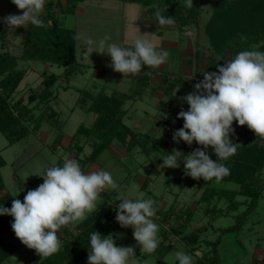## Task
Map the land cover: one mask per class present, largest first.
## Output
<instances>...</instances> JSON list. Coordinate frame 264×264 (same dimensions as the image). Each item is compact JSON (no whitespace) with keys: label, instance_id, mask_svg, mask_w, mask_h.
Here are the masks:
<instances>
[{"label":"rangeland","instance_id":"374dc122","mask_svg":"<svg viewBox=\"0 0 264 264\" xmlns=\"http://www.w3.org/2000/svg\"><path fill=\"white\" fill-rule=\"evenodd\" d=\"M64 1L65 0H59L62 5L65 3ZM53 2H56V0H53ZM160 2L162 5H158ZM227 2L228 0H193V7L188 8L186 6V0H151L150 3L144 5L131 2L130 0H85V2L77 4L78 10L74 12L65 11L59 7L58 3H55L53 5V11L57 13L59 22L66 28L76 30V37L77 35L82 37L76 41L75 56L77 60H82L83 62L88 63L89 66H80L82 67L81 70L79 69L80 71L72 74L68 81L64 82L70 85V89L58 90L60 94L59 97L63 98L64 103H56L57 101L55 99L59 98L57 95L58 93H56V88H54L56 98L51 100L50 106L53 109L56 107V109L61 112L60 120L65 121V124H63L61 129H57V127L53 128L48 121H41L40 129H34V123L31 122L32 125L28 122L27 118L25 119L22 117V121L24 122L23 125L30 129V133L13 144H9L5 134L0 131V155L5 161V165L0 168L4 183V188L0 194L9 192L12 195V201L14 199H19L23 202L24 196L27 194L28 190L36 189L43 183V178L40 175H42L48 167L54 165L62 166L67 157H74L73 151L71 150L70 152L72 153H69V149L67 148L68 141L79 125L90 126L94 118L92 112H86L76 104V97L79 95V92L75 91V88L81 89V91L87 90L95 93L97 90H102L103 85L107 80L112 79L115 82L117 90L132 95L134 91V80H139L140 77L145 78L143 77L145 74H142L136 75L134 78L133 76H130L124 79L123 74L113 71L109 66L111 64V57L107 54L101 55L93 52L91 57L90 55L85 57L84 49L86 46L83 37H91L94 41H99L105 36H110L111 40L108 41V43H116L118 46L133 47L135 39L141 38V35L147 34L144 35L143 38L150 40L158 49L163 48L169 53L167 62L165 63H168L167 69L172 72H181L183 63L189 58L183 56L182 49L186 48V43L189 39L193 40V37H187L185 33L183 34L179 29L170 27V25H164L167 27L160 26L157 20L156 22L151 21L152 9L154 10V16L156 10L159 9L161 14L165 17L173 16L175 21L173 25L184 24V22H186L183 30H190L195 33L198 40L196 48L199 49L197 52L199 60L196 59L194 65L196 67L197 64H200V68H198V71L194 69L189 73L171 74V76L182 77V79L184 78V81L192 82L185 83V87H183L182 90V85L178 82L171 91L167 92L166 89L169 83L161 82L163 84L162 89L165 91V98L168 100L170 96L176 97L175 103L172 105L167 104L166 106V108L169 109L168 113L173 117V123L171 125L168 124L169 122H164L165 127L162 128L161 131H158L153 127V123L142 121L143 112L140 109L134 113V120L131 121L132 118L130 120L126 118L124 119L125 123H131V126L135 129H139L143 134V137L146 135L145 133L148 132L147 135L150 137L152 143V145L150 142L148 144L149 148L152 147L150 149L151 156L145 154V152H137L134 148L126 151V148L123 145L116 143L117 148L121 151L115 150L114 148L113 150L116 151L115 153L117 154H114L112 150V152L109 151V153L111 152L114 156V160L113 163H111L112 165L110 164L108 168L113 172V178L119 187L116 190L108 189L105 191L108 192H106L107 194H109L110 191H114L113 194L116 196L119 193L137 194L138 192H143L145 194L149 192L166 195L170 194L173 195L174 198V195L176 194L178 197L176 202L186 205L184 210H182V215H186V211H192V220L190 225L187 226V230H191L193 227L197 226L199 219L201 218L200 220H202L203 223L210 224L209 231L204 232L201 235L203 238L214 240L220 236L218 252L221 254V257L218 264H253L254 261L258 264H264V189L261 190L257 205L248 215L247 221L243 227L239 231L234 230L221 235L220 229L232 225L235 222V215L244 209V205H241L235 211L218 213L215 216L216 218L214 217L215 219H212L209 216L202 214V206L198 205L196 207L197 202L195 200L204 187L209 186L221 189H236L238 188V184L222 180L219 182H216L215 180L206 182L203 178L195 180L190 176L185 175L183 160L179 162L180 167L175 169L163 168L161 166L163 164L162 159H160L162 162L159 161L160 164H158L159 162L155 164L157 167L149 163L152 158V160H157L162 155H165V153L171 154L173 149L181 151L186 156L191 154L197 148H201V146L196 144L195 141L191 146L186 143L183 145L182 141L175 143L173 141V135H171L175 130H179L183 127L184 121L177 117L182 108L185 111L189 108V105L184 102L182 98L188 93L194 91V77H203V72L205 71L216 72L217 65L222 66L226 60L234 58L240 51L253 50V46H256V50L264 52V29L260 27L261 25L264 27V23L258 24L254 20H251L250 25L247 26L252 31L254 30L253 32H250L249 29L242 31L244 23L239 25L241 27L238 26V32L236 34H239V38H233L228 47L225 48L223 54L217 52L212 46L207 35L206 22L210 18L214 9L224 8ZM81 12L83 13L81 14ZM20 13L21 10H19L11 0H0L1 51L7 50L15 55L21 54L23 50L22 39L20 36H14V32L23 34L26 28H16L15 31H10L2 19L9 14L20 15ZM40 19L43 20L41 17ZM255 28L258 32H255ZM3 29L5 30L4 34ZM157 32H161L162 37L159 36ZM166 39L176 41L178 46L169 48L162 46V40ZM34 61L35 60L31 59L30 61H18L19 67L26 68L28 72L16 88L13 98L22 96L24 102H26L30 91H32L31 89H40L42 87V79L40 80L37 76L39 70L41 72L45 71L46 73L56 74H60L63 70V67H59L52 63L46 68V63L40 60H36L37 62ZM210 64L212 69L210 68ZM148 69L147 66H143L142 72L145 73ZM99 73H103V76H100ZM152 75L153 76H151L150 80L146 83L152 84L157 78V74L154 71ZM167 76L170 77V74ZM57 83L61 84L63 82L60 80L57 81ZM146 96L150 97L151 103L148 108L151 109V114H157L158 109L156 108V105H158L159 100L156 97H152L150 94H147ZM32 104H35V102ZM55 104L57 106H55ZM72 107H75L74 111H71ZM42 111L45 112L44 105L39 106L38 109L34 110L35 113L31 115L33 116V121L34 119H37ZM46 114L47 112L45 115ZM154 120L158 121L157 125H162L161 118ZM138 122L141 123L140 127L135 126ZM163 139H166V142H169V144L162 145L163 143L161 141H163ZM92 148L93 147L89 143L85 144L80 156L81 158L78 162L85 174L90 171H106L102 159L100 160L98 158L96 161L91 162L92 164L89 163L88 165H84L82 162L85 155H88ZM109 149H111V147H109ZM207 153L215 162L216 154L208 149ZM121 165L123 166L121 167ZM83 166H85L84 169ZM182 173V178L173 182L170 180L174 175ZM261 175L262 179H264V169L261 170ZM146 177H148L147 179L150 178L154 181L153 184H150L148 182L149 180H145V182H148L146 184V186L149 187L147 190H145V188L141 189L140 186V183H142ZM121 181L124 182L122 185H119ZM132 185L136 186L135 189L132 188ZM170 190L172 192H170ZM237 198L243 200L245 197L238 196ZM102 202L104 203V199L102 201L101 197V202L98 203L97 209ZM217 206L221 208L225 207L224 199L220 200ZM2 216L4 215H0V218ZM8 218L10 228L2 232L0 237L12 241L15 250L0 264H26L27 262L24 259L28 257L30 264H36L35 260L38 259L39 255H37L35 250L27 248L18 238H16L11 227L13 217L8 216ZM153 220L159 225L157 217H153ZM213 230H216V232H213ZM68 232L70 234H67ZM68 232L64 234V230L60 229L57 233L59 239L63 242V245H65L66 242H71L73 240V235L79 233L80 230L77 228L75 230L69 229ZM113 233L114 234L112 235L114 236L116 246H132L135 248L134 245L137 242L133 237V230L130 233L121 232L119 230ZM171 243L172 242H169L168 244L171 245ZM71 244H73V242ZM203 249H210V246L203 242L202 250ZM158 251L159 253H162L160 250ZM177 251H184L188 254L185 247L180 245V243H177L176 246L171 247L168 252H163V258L161 257V259L158 258V253L155 252L147 255L143 260L138 261L139 264H179V261L175 257ZM88 253L89 252H87L85 255L86 257L84 256V258L77 264H88ZM142 255L143 253L141 252L136 253L137 257H142Z\"/></svg>","mask_w":264,"mask_h":264},{"label":"clouds","instance_id":"9594fccd","mask_svg":"<svg viewBox=\"0 0 264 264\" xmlns=\"http://www.w3.org/2000/svg\"><path fill=\"white\" fill-rule=\"evenodd\" d=\"M22 14H9L3 22L10 31L28 28L29 25L48 28L41 19L46 0H11ZM188 8L193 0H186ZM160 26L173 25V16L165 17L159 9L155 12ZM147 35V34H144ZM137 38L133 47L108 43L110 36L99 41L83 37L84 55L93 52L111 57L109 65L113 71L123 74L124 79L138 75L143 66L159 68L167 62L169 53L158 49L150 40ZM77 35L76 39H81ZM182 100L189 105L187 111L181 109L178 119L184 121L183 127L173 133V141L185 142L189 146L195 141L197 148L189 155L173 149L165 153L163 168H179L183 160L184 173L195 180L221 181L230 175V169L219 161L235 155L240 144L230 139L235 132L233 122L247 126L255 135L264 140V52L256 50L240 51L220 66L216 72H203V79L194 85V91ZM211 147L217 161L207 153ZM43 183L36 189L28 190L23 202L12 201L11 208L0 206V215L13 217L12 230L27 248L35 250L41 257H49L62 247L58 231L71 226L75 230L78 223L95 211L101 202V193L118 189L111 173L105 170L90 171L85 174L74 159H65L62 166L48 167L42 175ZM135 185L132 188L135 189ZM120 203L116 208V221L123 228L131 227L133 237L141 253L152 254L160 243L159 225L154 222L157 207L151 198H144L143 192L137 198L119 193ZM88 264H139L132 246H116L112 234L102 237L98 231L90 234ZM179 264H193V257L184 251L175 253Z\"/></svg>","mask_w":264,"mask_h":264},{"label":"trees","instance_id":"16d2710c","mask_svg":"<svg viewBox=\"0 0 264 264\" xmlns=\"http://www.w3.org/2000/svg\"><path fill=\"white\" fill-rule=\"evenodd\" d=\"M83 0H65L62 5L59 0H46L45 7L41 18L47 24L51 22V27H37L29 25L23 34L14 32V36H21L23 50L20 55H15L7 50H0V131L5 134L9 144H13L19 139L30 133V129L23 125V118H27L28 122H33V128H39L43 121L45 113L51 108L50 102L56 98L54 88H57V81L67 82L69 77L80 69V64L75 58V40L76 35L74 29L66 28L59 22L57 13L53 11V5L59 4L61 9L74 12L79 2ZM131 2L148 4L151 0H130ZM165 1V0H159ZM162 3H158V5ZM154 10L151 11V21L156 22ZM167 16V15H166ZM254 20L258 24L264 23V0H228L224 8L214 9L210 18L206 22V30L210 43L220 54L224 53L225 48L231 43L233 38H239L237 28L242 25V31L248 30L250 21ZM188 22V21H187ZM184 24H178V27L183 29ZM241 27V26H239ZM262 29V25L260 26ZM3 29V34H4ZM250 32H253L249 29ZM255 32H258L255 28ZM254 32V33H255ZM40 60L44 63L49 62L59 67H63L60 74L42 72V87L40 89H31L28 99L24 102L22 96L13 98L16 88L27 73L26 68L19 67L18 61ZM211 68V64H210ZM212 69V68H211ZM140 77L139 80L146 81L147 77ZM168 82L166 91H171L178 83L177 80L164 78L163 83ZM63 89H67V83L62 85ZM184 87L182 84L181 90ZM79 97L77 104L86 111L95 114L94 120L90 126L79 125L73 133L67 148L72 150L75 155V160L79 162V156L82 153L83 147L87 142H90L93 147L91 152L84 157L83 163L94 162L99 154L114 141H118L125 148H130L134 140V134L129 126L123 120V110L121 105L128 98V94L113 91L107 95L103 92L93 94L90 91L78 89ZM168 104L172 105L176 102L175 96H170L167 100ZM35 102V104H32ZM45 106V112L42 111L37 119L33 121L35 109L39 106ZM19 113V114H17ZM31 119V120H29ZM54 120V119H51ZM232 127L235 132L230 134V139L241 146H238L235 155L227 160L219 161L230 169V175L225 176L222 181L234 182L238 184L236 189H221L215 187H204L200 193L198 201H205L207 206L205 211L211 217H215L218 213H224L237 210L241 205L244 209L235 215V222L227 227L220 229V234L239 231L245 222L248 215L254 210L257 205V200L264 189V179H262L261 170L264 169V140L257 137L255 133L248 129L247 126H239L237 122H233ZM128 138V139H127ZM196 143V142H195ZM208 150L213 151L211 147ZM214 152V151H213ZM218 160V157H217ZM5 165L4 159L0 155V168ZM4 188L2 175L0 172V192ZM244 196L243 200L237 198ZM224 199L225 208L217 207V203ZM214 200V202H212ZM212 202V203H211ZM12 195L9 192L0 194V206L11 208ZM118 204L104 203L98 211L93 212L90 216L84 219L76 226L79 233L73 235L71 242H66L61 249L49 256L39 257L35 260L36 264H76L84 258L87 252L90 251V234L93 231H98L102 237L119 230L121 232L130 233L131 227L123 228L116 221V208ZM170 210L162 211L159 214L162 218L170 215ZM189 212V213H188ZM192 211H186L184 221L176 227L171 226L173 233L182 234V239L187 247L188 254L193 257V264H218L220 255L218 252V244L220 236L214 240H206L200 237V233L206 229L204 225H198L191 231H185L191 221ZM181 213L176 215L177 220L181 219ZM185 222V223H184ZM10 228L8 216L0 218V234ZM64 234L68 232V226L62 227ZM75 228V229H76ZM73 230V229H72ZM70 232V231H69ZM67 234H70V233ZM159 235V234H158ZM164 238L168 237L163 230L161 232ZM73 242V244H71ZM205 242L210 246V249H203L201 255H195L194 251L202 246ZM136 247L138 245L136 244ZM15 247L12 241L5 240L0 237V263L9 257ZM160 250L162 253H159ZM169 246L160 241L155 252L158 253V258L163 256V252H168ZM154 252V253H155ZM148 253H144L138 260H143ZM30 264L28 258L24 259ZM253 264H258L254 261Z\"/></svg>","mask_w":264,"mask_h":264},{"label":"crops","instance_id":"0c3cea01","mask_svg":"<svg viewBox=\"0 0 264 264\" xmlns=\"http://www.w3.org/2000/svg\"><path fill=\"white\" fill-rule=\"evenodd\" d=\"M83 2H85V0H83L82 2H79V3H83ZM78 10V6H76V9H75V11H77ZM76 13V12H75ZM83 12H81V14H82ZM20 14H22V11H21V13ZM163 27H167V26H163ZM170 27H173V28H177V29H179L180 30V28L178 27V25H170ZM75 31V35H76V30H74ZM183 34L185 33V35L187 36V37H193V40H191V39H189V41L186 43V48H184V49H182V51H183V56H185V57H189L188 58V60L186 61V62H184L183 63V66L181 67L182 69H181V72H172V71H169L168 69H167V64H163V65H161L159 68H149L148 70H152V71H154L157 75H156V81L154 80V82L152 83V84H150V83H146L148 80L146 79V81H144V80H134V84H133V86H134V91H133V93H132V95H130V94H128L127 92H123V91H120V90H117V88L115 87V82L112 80V79H109V80H107V82L103 85V88H102V90L100 89V90H97L95 93H93V94H96V93H98V92H103L104 94H107V95H109V94H111L113 91H117V92H120V93H125V94H128L129 96H128V98H126L125 99V101L123 102V104L121 105V109L123 110V117H122V120H123V122L125 123V121H124V119L126 118V119H128V120H130L131 118V121L132 120H134L133 118V116H134V113L137 111V110H141L143 113H142V121L144 122V121H148L149 123H153V127L155 128V129H157L158 131H161V129L162 128H164L165 127V125H164V122H169L168 124L169 125H171L172 123H173V117H172V115L170 114V113H168V108H166V106H167V104H168V102H166L167 101V98H165V91H163V84L161 83V82H163V80H164V78L167 76V75H171V74H183V73H189V72H191V70L193 71L194 69L195 70H199L198 68H200V64H197V66L195 67V60L197 59V60H199V55H198V51H199V49L198 48H196V46H197V44H198V40H197V36L195 35V33L193 32V31H185V30H183V29H181L180 30ZM157 34L159 35V36H161V32H157ZM21 37V36H20ZM162 37V36H161ZM76 41H77V39L75 40V47H76ZM162 44V46H164V47H177L178 46V43L176 42V41H170V40H162V42H161ZM191 44H192V46H194V47H192L191 46ZM191 46V47H190ZM75 58H76V56H75ZM76 60H77V58H76ZM79 60V59H78ZM77 60V62L80 64V66H84V67H88L89 66V64L88 63H85V62H83L82 60H79L78 61ZM30 61V60H29ZM34 62H37L36 60L34 61ZM51 63H49V62H46V64H45V67L47 68L49 65H50ZM81 68L82 67H80V70H81ZM29 70V69H28ZM80 70H78V71H80ZM147 70V71H148ZM36 71V70H35ZM63 71V70H62ZM61 71V72H62ZM28 72V71H27ZM42 72H44V71H42ZM42 72L39 70L38 71V73H37V76H38V78L41 80L42 79ZM75 74V73H74ZM100 74V76H103L101 73H99ZM136 76V75H135ZM133 78H134V76H133ZM130 79V78H129ZM63 82V81H62ZM131 82V81H130ZM63 84H65L64 82L63 83H61V85H59L57 88H56V93H58L57 95H58V98L59 99H55L57 102V104H60V103H64V100H63V98L62 97H59V91L60 90H67V89H70V85H69V87L67 88V89H63V87H62V85ZM59 90V91H58ZM75 91H77L78 92V88H75L74 89ZM163 91V94H162V91ZM147 94H150L152 97H156L159 101H158V105H156V108L158 109V115L155 113L154 115H152L151 114V109L150 108H148V107H150V103H151V101H150V97H148V96H146ZM78 95V94H77ZM78 97H79V95L76 97V104H77V99H78ZM166 102V103H165ZM78 105V104H77ZM55 106H57L56 104H55ZM79 106V105H78ZM81 108V107H80ZM82 109V108H81ZM75 110V107H72L71 108V111H74ZM82 110H84V109H82ZM84 111H86V110H84ZM86 112H90V111H86ZM93 113V112H92ZM93 115H94V117H95V114L93 113ZM45 117H43L44 118V120L43 121H48L49 122V124H50V126H52L53 128H55V127H57V129H61V127H63V124H65V121H61L60 119H61V112H59V110H57L56 109V107H55V109H53L52 107L48 110V112H47V114L46 115H44ZM174 116V115H173ZM162 119L161 120V124L162 125H160V124H158L157 125V120L155 121L154 119ZM51 119H54V120H51ZM93 120H94V118H93ZM42 121V122H43ZM172 121V122H171ZM41 122V123H42ZM93 122V121H92ZM171 122V123H170ZM41 123H40V125H41ZM140 122H138V123H136L135 124V126L136 127H140V125H141V123L139 124ZM92 124V123H91ZM90 124V125H91ZM127 126H129L130 128H131V130H132V132H133V134H134V140H133V143H132V145L130 146V148H126V151H128V150H131L132 148H134L137 152H145V154H147V155H150V149L152 148H149V146H148V144H149V142L151 143V139H150V137L147 135L148 134V132L147 133H145L146 135L143 137V134L139 131V129H135L133 126H131L130 124H127V123H125ZM40 125H39V128L38 129H40ZM52 128V129H53ZM56 129V130H57ZM58 131H60V130H58ZM176 131V130H175ZM174 131V132H175ZM61 132V131H60ZM59 132V133H60ZM58 133V134H59ZM171 135H173V134H171ZM170 135V136H171ZM128 139V138H127ZM70 141V140H69ZM68 141V142H69ZM163 144L162 145H168L169 144V142H166V139H163V141H161ZM87 143H89L90 144V142H87ZM86 143V144H87ZM116 143H120V142H118V141H114V142H112V143H110L109 145H108V147L107 148H105L100 154H99V156L97 157V159L99 158L100 160L102 159V161H103V163L105 164V168H106V171H108L109 173H111V175L113 174V172L108 168V166L111 164V163H113V160H114V156L112 155V151L114 152V154H117V153H115L116 151H114L113 150V148L115 149V150H119V151H121L119 148H117V146H116ZM182 143H183V145H185V142H183L182 141ZM68 144V143H67ZM121 144V143H120ZM197 144V143H196ZM91 145V144H90ZM151 145H152V143H151ZM109 147H111V149H109ZM122 147V146H121ZM180 149V148H179ZM112 150V151H111ZM71 150H69V153H72V152H70ZM109 151H111L110 153H109ZM74 154V153H73ZM70 155V154H69ZM80 156H81V154H80ZM79 156V158H81ZM85 156H87V155H85ZM151 156V155H150ZM67 159H74L75 160V155H74V157H67ZM96 159V160H97ZM153 159V158H152ZM150 160V164H152L153 166H155V167H157L155 164L157 163V162H162L161 160H160V158H158L157 160L155 159V160ZM216 160L215 161H217V156H216V158H215ZM95 160V161H96ZM182 161V159L179 161V162H181ZM160 162L158 163V164H160ZM163 163V162H162ZM89 163H84V165H88ZM92 164V163H91ZM112 165V164H111ZM123 165H121V167H122ZM160 166V165H159ZM84 167L85 166H83V169H84ZM163 169V168H162ZM113 176V175H112ZM177 176V177H176ZM183 177V173L182 174H179V175H174L173 176V178L171 177L170 178V180L173 182V181H176L177 179H179V178H182ZM148 177H146L145 179H144V181L142 182V183H140L141 185V189H143V188H145V190H147L149 187H147L146 186V184L149 182L150 184L152 183H154V181H153V179L151 180L150 178L149 179H147ZM149 180L148 182H145V180ZM138 181V180H137ZM142 181V180H141ZM153 181V182H152ZM123 182L124 181H121V183L119 184V185H122L123 184ZM128 185V184H127ZM126 185V186H127ZM144 190V191H145ZM107 191H104L103 193H101V194H103V195H101V197H102V201H103V199H104V203H106L107 202V204H119L120 203V201L116 198L117 196L115 195V194H113L114 193V191H110V193L109 194H107L106 193ZM170 192H172L171 190H170ZM124 196H131V198H133V199H136L137 198V194H123ZM200 195L201 194H198L197 195V198H196V202H197V204H196V207L198 206V205H201L202 206V210H203V212H202V214H204V215H206V216H209L210 218H212V219H215L214 217H211V215L208 213V212H206L205 211V208H206V206H207V203L205 202V201H198V199H199V197H200ZM175 197L173 198V195H170V194H158V193H145L144 194V198H151L152 200H154L156 203H155V206L157 207V213H156V216L155 217H157L158 218V222H159V225H160V230H159V238H160V241H164V243L165 244H167L168 246H169V249L171 248V247H174V246H176V244L177 243H180V245H182V246H184L185 247V250H187V247H186V245H185V243H184V241H183V239H182V234L180 235V234H176V233H173L172 232V230H171V226H174V227H176L179 223H182L183 221H184V219H183V215H182V210H184V208H185V204H183V203H177L176 202V199L178 198L177 197V195L175 194L174 195ZM171 200H172V202H171ZM176 202V203H175ZM212 202H214V200H212ZM211 202V203H212ZM220 202V201H219ZM218 202V203H219ZM103 202L100 204V207L102 206V204H104ZM218 203H217V205H218ZM194 205V204H193ZM192 205V206H193ZM225 206H226V203H225ZM100 207L98 208V209H96L95 211H98L99 209H100ZM218 207V206H217ZM219 208H221V207H219ZM223 208H225V207H223ZM169 209H171L170 210V215H168V217H166V218H162V216L159 214V210H160V212H162V211H166V210H169ZM95 211H93V212H95ZM93 212H91L90 214H88L87 215V217L88 216H90ZM178 213H181V215H182V217H181V219H179V220H177V218H176V215L178 214ZM202 217H203V215H202ZM185 218V217H184ZM201 219V218H200ZM199 219V223H198V225H204L205 227H206V229L205 230H203L201 233H200V237L201 238H203L201 235L204 233V232H208L209 231V226H210V224L209 223H203V221L202 220H200ZM192 220V219H191ZM191 222V221H190ZM81 223V222H80ZM80 223H78V224H80ZM189 225H190V223H189ZM197 225V226H198ZM197 226H195V227H193L191 230H193L194 228H196ZM69 227V229H72L71 228V226H68ZM61 229H63V228H61ZM165 231L166 233H167V235H169L168 237H166V238H164L163 237V235H161V232L162 231ZM191 230H187V227H186V229H185V231L187 232V231H191ZM213 232H216V230H213ZM203 239H206V238H203ZM206 240H210V239H206ZM169 242H172L171 243V245H169L168 243ZM136 244L137 243H135V253H138V252H140V249H139V246L138 247H136ZM219 244H220V241H219ZM219 244H218V246H219ZM206 250V249H205ZM256 250H257V246H256ZM198 252V254L199 255H201V253H202V246L199 248V249H196L195 251H194V254L195 255H198V254H196ZM144 254V253H143ZM198 255V256H199ZM220 255V257H221V254H219ZM39 257H41V256H39ZM38 257V258H39ZM86 257V256H85ZM138 259L140 258V256H138L137 257ZM163 258V257H162ZM28 259H29V257H28ZM33 259V258H32ZM159 259H161V258H159ZM82 260V259H81ZM80 260V261H81ZM79 262V261H78ZM77 262V263H78ZM76 263V264H77Z\"/></svg>","mask_w":264,"mask_h":264},{"label":"built area","instance_id":"2783aa9c","mask_svg":"<svg viewBox=\"0 0 264 264\" xmlns=\"http://www.w3.org/2000/svg\"><path fill=\"white\" fill-rule=\"evenodd\" d=\"M152 73H153V71L151 70H148V71H145V73L144 72H141L140 74H138V75H142V74H145V76L147 77V80H150V78H151V76H153L152 75ZM172 77V78H171ZM166 78H169L170 80H177L181 85L183 84L184 85V87H185V83H192L191 81H184L185 79L183 78L182 79V77H178V76H171L170 75V77L169 76H166ZM203 79V77H199V76H196V77H194L193 78V85H195L199 80H202ZM184 81V82H183ZM194 144V143H193ZM196 254H198V253H196ZM199 255V254H198Z\"/></svg>","mask_w":264,"mask_h":264}]
</instances>
